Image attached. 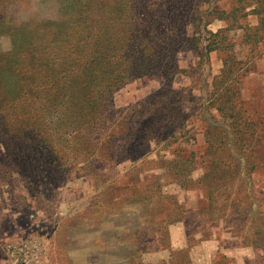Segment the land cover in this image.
Returning a JSON list of instances; mask_svg holds the SVG:
<instances>
[{
	"label": "rangeland",
	"instance_id": "374dc122",
	"mask_svg": "<svg viewBox=\"0 0 264 264\" xmlns=\"http://www.w3.org/2000/svg\"><path fill=\"white\" fill-rule=\"evenodd\" d=\"M228 1L223 3L227 6ZM74 5L75 0H9L0 9V112L22 89L23 79L16 77L19 44L40 43L44 37L40 29L45 24L60 26L64 13ZM243 22L254 25L256 16L250 14ZM217 26L228 25L214 20L208 28L213 31ZM192 30L188 27L187 33ZM242 32L235 25L228 32L231 42L235 41L228 49L239 69L227 81L234 82L246 69L248 46L240 42ZM251 47L254 54L264 43ZM177 58L179 68L186 70L176 73L172 80L175 89H184L178 123L182 127L174 130L170 146L188 138L182 143L185 149H177L186 158L190 151H195V156L200 154L206 130L223 124L211 99L210 103L206 101L208 84L220 60L213 52L208 60L190 51L177 53ZM258 72L249 77V85L245 83L240 89L233 84L231 91L236 94L234 113L244 125L239 130L244 138L239 146L248 164L255 166L248 178L260 208L264 203V70ZM158 86L153 78H137L117 89L111 114L115 126L108 133L114 132L117 137L121 132L118 123L124 119L135 124L138 104ZM260 101L262 109L255 107ZM169 121L152 129V138L146 143L152 151L148 159L145 155L135 159L115 144L108 150L111 155L103 152L92 163L65 161L62 157L55 161L52 156L47 159L49 148L23 139L27 135L35 140L44 125H28L35 130L23 134L17 127L21 128L18 120L14 128L0 122V264H264V248L243 243L236 230L225 232L240 228L241 221L226 213L230 201L223 202V197L228 198L229 189L216 190L221 194L214 199L217 212H213L211 206L206 209L205 186L184 188L171 175L177 174L178 168L168 171L160 155H174L167 148L162 150L166 142L170 143ZM187 130L182 138L181 132ZM130 137L137 140V135ZM117 140L121 141L119 137ZM141 152H146L145 147ZM57 154L67 156L68 152L59 147ZM203 166L199 164L184 174L190 182L199 179L207 173ZM263 213L256 216V226L264 225Z\"/></svg>",
	"mask_w": 264,
	"mask_h": 264
},
{
	"label": "trees",
	"instance_id": "16d2710c",
	"mask_svg": "<svg viewBox=\"0 0 264 264\" xmlns=\"http://www.w3.org/2000/svg\"><path fill=\"white\" fill-rule=\"evenodd\" d=\"M8 1L0 0V9ZM75 1L72 10L64 13L60 26L45 24V28L40 29L44 34L40 43L19 44L21 58L16 77L23 79L22 89L16 100L8 102L0 112V122L14 128L18 120L21 128L17 127L23 134L35 130L28 125H44L45 129H40L35 140L27 135L23 139L49 148L47 159L52 156L55 161L62 157L65 161L81 159L92 163L103 152L105 156L111 155L108 150L115 144L121 146V152L128 150L127 155L135 159L144 155L148 159L152 151L146 143L152 138V129L170 120L167 127L170 143H164L162 150L167 148L174 155L172 158L160 155L168 171L178 168L177 174L171 172V175L184 188L205 186L206 209L211 206L213 212H217L214 199L221 194L216 190L229 189L228 198L223 197V202L230 201L226 213L241 221L240 228L225 232L236 230L243 243L264 248V225L255 224L256 216L264 212V203L258 208L255 188L248 178L255 166L248 164L240 150L239 143L243 145L241 139L244 138L239 130L243 123L234 113L236 94L231 91V86H238L251 70L252 61L264 53L262 47L253 54L251 47V44L258 46L264 41V0H229L227 6L223 0ZM246 1L253 5L250 10H246ZM250 14L256 16L254 25L243 22ZM214 20L226 21L228 26L212 31L208 25ZM233 25L243 30L240 42L248 46V57L246 69L231 82L227 79L233 78L239 69L228 49V45L235 42L232 40V43L228 36ZM188 27H193L191 34L187 33ZM248 29L251 30L249 33ZM215 50L223 52L222 67L208 84L206 101L210 103L211 99L223 124L204 132L205 146L199 155L190 151L185 158L177 149H185L182 143L189 140L183 138L188 130L181 132L183 139L177 146H170L174 130L182 127L178 123L183 113L184 89H175L172 80L176 73H186V70L179 68L177 53L190 51L200 59L208 60ZM137 78H153L158 80L159 86L138 104L140 112L136 111V117L139 116L136 123L128 124L123 117L124 120L118 123L121 132L114 137V132L108 133L115 126L111 121L115 111L113 93ZM170 111H174L172 116ZM223 132H226L224 138ZM135 135L136 141L130 137ZM234 137L236 140L229 142ZM59 147L68 155L59 156ZM144 147L146 152H141ZM89 148L92 151L85 154ZM199 164L207 167V173L190 182L191 178L184 173L191 172ZM248 222L252 225L246 224Z\"/></svg>",
	"mask_w": 264,
	"mask_h": 264
},
{
	"label": "crops",
	"instance_id": "0c3cea01",
	"mask_svg": "<svg viewBox=\"0 0 264 264\" xmlns=\"http://www.w3.org/2000/svg\"><path fill=\"white\" fill-rule=\"evenodd\" d=\"M245 5H246V10H250L253 7V5H251L250 2H247V1L245 2ZM219 28H221V26H217V28L214 29L213 31H216ZM263 43H264V41H263ZM213 56L214 57L216 56V58H218L220 60V66L214 72L215 73L214 75H216V74H218L220 72L221 67H222L223 52L218 51V50H215V51H213ZM211 67L213 68L212 62H211ZM261 69L264 70V53L261 55V57H258V58L254 59L252 61V63H251V70L243 77V79L239 83L240 89L243 88V86H244L245 83H247L249 85V80H250L249 77L252 76V75H254L255 73H259L258 71H260ZM253 90H254V88L252 89V91ZM257 105L258 106H255V107L260 108V109L263 108V102L262 101L258 102Z\"/></svg>",
	"mask_w": 264,
	"mask_h": 264
}]
</instances>
